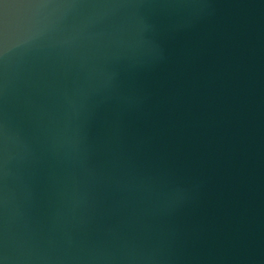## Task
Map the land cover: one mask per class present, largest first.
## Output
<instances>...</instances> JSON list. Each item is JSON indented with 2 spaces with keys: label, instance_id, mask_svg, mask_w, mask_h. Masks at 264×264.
Segmentation results:
<instances>
[{
  "label": "water",
  "instance_id": "95a60500",
  "mask_svg": "<svg viewBox=\"0 0 264 264\" xmlns=\"http://www.w3.org/2000/svg\"><path fill=\"white\" fill-rule=\"evenodd\" d=\"M0 19V264H264V0Z\"/></svg>",
  "mask_w": 264,
  "mask_h": 264
},
{
  "label": "snow or ice",
  "instance_id": "6c2138e0",
  "mask_svg": "<svg viewBox=\"0 0 264 264\" xmlns=\"http://www.w3.org/2000/svg\"><path fill=\"white\" fill-rule=\"evenodd\" d=\"M4 27V22L2 19H0V29H2Z\"/></svg>",
  "mask_w": 264,
  "mask_h": 264
}]
</instances>
